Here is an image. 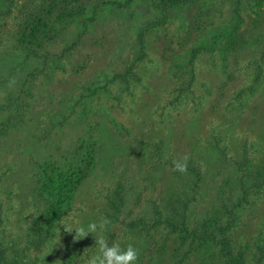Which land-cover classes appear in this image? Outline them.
I'll return each instance as SVG.
<instances>
[{
	"label": "rangeland",
	"instance_id": "1",
	"mask_svg": "<svg viewBox=\"0 0 264 264\" xmlns=\"http://www.w3.org/2000/svg\"><path fill=\"white\" fill-rule=\"evenodd\" d=\"M40 1L0 0V62L16 61L23 78L40 69V56L49 53L53 66L47 62L46 68H56L48 70L49 79L29 80L21 121L0 136L4 244L21 254L33 191L53 194L56 203L44 179L52 180L57 170L61 181L53 190L65 202V219L39 251L26 250L25 264H60V256L77 254L86 264L97 251L95 234L74 240L75 233L65 232L63 225L106 218V200L112 201L117 181L125 202L119 220L105 233L108 243L137 248V264H174L176 241L163 226L153 230L148 247L124 230V222L146 214L151 203L165 211L172 195L190 182L166 166L153 168L146 149L161 141L163 159L187 156L201 166L195 217L212 209L218 191L234 190L236 172L229 158L240 155L243 143L258 151L254 156L264 176V84L243 94L239 104L234 100L253 82L257 66L264 74L258 64L264 51V0L237 5L196 0L169 8L158 0H89L77 4L82 12L69 20L53 11L45 14ZM141 28L147 31L139 39ZM211 42L215 51L188 61L194 48ZM188 64L195 75L190 90L204 101L197 107L194 97L173 108L171 91L187 84ZM176 67L183 75L178 81L171 77ZM5 74L0 65V75ZM8 89L0 85V103ZM213 129L225 139L224 157L208 144ZM40 172L45 176L39 179ZM259 197L242 214L234 235L250 258L257 255L256 247H264V193Z\"/></svg>",
	"mask_w": 264,
	"mask_h": 264
},
{
	"label": "trees",
	"instance_id": "2",
	"mask_svg": "<svg viewBox=\"0 0 264 264\" xmlns=\"http://www.w3.org/2000/svg\"><path fill=\"white\" fill-rule=\"evenodd\" d=\"M82 1L87 2L89 0H41L40 7H46L45 14L53 11L55 17L69 20L72 16L74 17V15L82 12V8L75 7ZM194 1L196 0H158V5L162 8H169L191 4ZM226 1L234 2L235 5L239 2V0ZM10 3L13 5V0H10ZM146 31L147 29L141 28V32L138 35L139 39L143 37ZM216 47L215 42L206 45L201 43V45L191 51V57L188 61L191 63L199 53H208L210 55L216 50ZM40 57L42 59V67L40 69H32L23 78L20 77L21 72L16 61L4 59L0 62V65L4 66L6 70L5 75H0V85L7 89L9 88L0 103V136H5V131L8 127H14L15 124L13 122L21 121L22 115L19 113V110L27 107L25 96H29L31 93L29 80L32 82V79H49L51 74L48 75V70L50 72L52 70V72L55 71L56 68L54 67L46 68L47 62L53 66V55L47 53ZM49 58L50 60L48 61ZM253 62L252 65H257L256 61ZM258 64L264 68V51L261 53ZM188 66L189 73H185L188 76L187 84L183 85V82L179 83L171 91L173 96L168 101V104L173 108H175L176 104L187 102L194 97L196 99H193L192 102L197 107L204 101L202 94L195 96L194 91L190 90L195 80V75H193L191 64H188ZM174 69L175 71L171 74V77L176 81L181 80L182 73H178V67ZM260 69V66L256 67L257 71H254L253 82L249 83L246 88L236 94L235 102L241 100L242 96H244L243 94L247 96L251 95L257 87L262 83L264 84V74L261 73ZM115 77L117 78L118 76ZM230 100V106L234 107ZM239 103L238 101L237 104ZM222 136L215 131L211 134V140L208 144L224 157L227 146ZM161 144L162 142L158 141L146 149L147 159L152 160V163L155 164L153 168L166 166L170 168L172 174L175 176L185 175L184 177H190L189 185L188 187L178 189L172 195L165 211L157 204L151 203V207H149L146 214L142 212L139 216L124 222L126 236H129L133 240L136 238L148 247V243H150L149 237H151L159 226H163L166 229V234L172 236L176 241L178 256L175 258L174 264H189L191 260L193 264H249L248 262L250 261L252 264H264L263 246L256 247L257 255H253L250 258L248 257V251L246 252V249L234 240L235 230L238 227L242 214L252 205L254 206L261 199L259 196L264 193L262 166L256 163L258 158L254 156L257 155L258 151L250 150L249 145L246 148V143H243V149H241L240 155L238 154L237 156L229 158L230 162H233V167L236 172L234 190L222 189L218 191L211 206L212 209H207L195 217L192 215V208L199 201L197 200V195H200L199 190L202 179L201 166L190 157L187 160L188 167L186 173L174 171L173 162L175 160L171 157L162 158L163 154H166V148L164 147L165 145L161 146ZM54 172L53 179H44V183L58 199L54 203L53 194H40L38 191H33L35 194L31 198L33 211L31 216L26 219L24 247L20 255L13 248L10 252L9 247L4 244L1 236L3 230L0 217V264H25L22 258L26 250L32 248L33 250L39 251L45 242L55 237L56 229L60 222L65 219L64 216L66 213L64 210L65 202H62L59 194L53 190L54 186L55 188L59 186L58 181H61L58 176V171L56 170ZM43 176L45 175L42 172L37 174L39 179ZM116 186L119 190L115 189L113 191L112 201L106 200L108 212H106L105 217L112 224L119 220L118 216L125 202L124 197L118 193V191L124 190L121 181H117ZM75 257H71L70 255H67V257L64 255L60 256L59 263L81 264L83 257H78V254Z\"/></svg>",
	"mask_w": 264,
	"mask_h": 264
},
{
	"label": "clouds",
	"instance_id": "3",
	"mask_svg": "<svg viewBox=\"0 0 264 264\" xmlns=\"http://www.w3.org/2000/svg\"><path fill=\"white\" fill-rule=\"evenodd\" d=\"M188 157L184 156L173 162V170L179 173L187 172ZM111 221L107 218H101L99 223L91 222L87 225L79 220L63 225L64 231L75 233L74 240H81L90 234H95V245L97 251L86 260V264H137L139 259V250L128 244L121 247L119 243L109 244L106 238V231Z\"/></svg>",
	"mask_w": 264,
	"mask_h": 264
}]
</instances>
